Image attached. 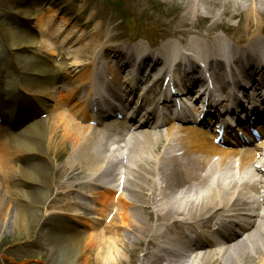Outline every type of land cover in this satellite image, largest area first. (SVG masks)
<instances>
[{
    "label": "bare ground",
    "instance_id": "obj_1",
    "mask_svg": "<svg viewBox=\"0 0 264 264\" xmlns=\"http://www.w3.org/2000/svg\"><path fill=\"white\" fill-rule=\"evenodd\" d=\"M238 0H227L225 1L226 6L229 5L230 8L233 7ZM257 3L259 1L264 0H256ZM255 1V3H256ZM252 3H254L253 0H251ZM193 2H188V5H192ZM207 1L205 0V4ZM138 4H145L144 1L139 0L138 2L134 3L132 6H136ZM187 5V6H188ZM254 6V4H253ZM208 9L210 10L212 6L208 5ZM248 13H251V17H254L257 15L258 11L255 8H251ZM9 10H11L9 8ZM238 10V9H237ZM237 10L234 11L238 12ZM226 13H231L230 11L224 10L222 15ZM233 14V13H231ZM186 17L189 18L188 12L186 13ZM245 17V16H244ZM41 19L38 23V29L40 31L45 32L47 30V21L45 18V15H41ZM177 19V18H176ZM176 19H172L176 22ZM178 24H182L183 22L180 19H177ZM2 23V22H0ZM257 25V22H256ZM10 25H0V32L3 35V41L6 47L11 51L12 58L13 59H21L25 58L27 59L28 56L24 54H18V52H21V49H24L28 47V45L32 46L37 44L38 42L34 39H23L21 35L16 33V30H21L19 27H16L14 29L11 28ZM20 31V32H21ZM98 39H101L98 38ZM43 45L46 48H49V43L47 41L42 40ZM255 47H252L251 51L257 54L254 50ZM221 49V48H220ZM222 50V49H221ZM199 52V51H198ZM168 52H163L162 54L166 55ZM176 56L177 53H174ZM252 57L249 53H246L244 57L238 56L236 63H242L243 61H249ZM264 58L262 59V61ZM223 61L226 62V58L223 57ZM1 63V62H0ZM82 63L80 59H78L76 56L72 58V61L68 63L67 67L64 68L59 67V70L56 68H53L50 64L43 66V68L38 70H33L34 72H37L39 74H51L52 77H56L54 74V70L57 71V74H59L62 77L70 76L71 74H79L80 70L79 65ZM2 66H4L3 63H1ZM253 66V64H251ZM234 66V64H233ZM258 67L256 66V70ZM264 69V68H262ZM32 70H29L28 72H33ZM82 76V75H78ZM47 77H40L41 82H43L44 86L43 88H38V90H32L31 88H28L31 90L32 94L31 96L34 98V101L30 98H28V101L30 102L27 106V109L31 112V114L26 117L25 110L19 112L21 119L18 121H14V123L7 122L9 116L12 115L13 110L9 111L7 109L6 104L13 103L15 101V95L12 94L10 96V100H5L6 90L5 88L1 89L4 93H0V104L3 107L0 117H4L2 120L6 122V133L5 137L8 136L9 138H16L14 140L15 146H17L18 151H20L21 155V161L23 162V165L18 166L16 169H8L9 176L16 180L24 181L25 183H29L27 185H24L22 188L24 190H33L38 189V185H43L42 190L40 192L33 191H22L20 189H15L14 196L17 198H20L24 202H26V207H19L17 206L16 210L14 211L13 219L10 221L9 224H11V227L14 229H20L21 231H28L29 225L31 223H36L37 226L40 227V225L46 229V226H50V222L43 223L41 212H45L44 210V204L46 203L47 197L49 194V189L52 188V185L50 184L49 175L53 171H55V166L53 160L50 158H46L47 161H43L42 156H47V153L51 151V148L53 149L54 153H56V150H58L61 147L66 146H75L73 155H75L76 160L79 161V164H77L81 168H85L87 171L86 173L91 174L96 173L102 169V166L98 167L97 164H101L102 161H106L105 159H109L112 161H120V163H125L128 165L131 159L138 158L140 156L148 155V160H145L144 162L150 161L153 165H159V175L161 176L159 182H161L163 185H165L164 188H162V185H159L156 181L155 183V172L154 168H135L136 176H139V172L147 171L146 178L149 180V183L146 185L148 187L147 193L144 194L141 192L144 188H141L138 183V177L132 181V179L127 180V184L133 188L129 192H132L129 194V196L133 200V204L135 205L136 197L143 198L144 196L147 197V206L152 204L155 208H160L161 210L159 212H167V215H170L175 220H183V217L186 218H197L195 216H201V214L214 213L217 209H221L222 212L226 211H233V208L237 205H241L240 199L243 197V195L250 193V191L253 190V187L251 185L252 181L248 178V173L246 170L245 163L239 162L238 168L234 169L233 164H229V157L224 156L221 158L219 163L215 164L214 166L211 165L210 168L206 169L203 173L199 174L200 167L197 162L190 160V162L184 160L183 155H180L175 149L170 148L168 146H163L164 151L158 153L156 155L155 148H157V143L153 142H145L144 146L141 149H138L134 151V153H130L128 155L123 154V156H117L114 152H116L119 147L114 145L113 143H109V141L106 142H100L96 139V137H99L98 134H93V132L79 124H72V116L69 114H65L64 111H60L59 107L62 106L58 100H56L57 107H54L53 104L49 105L48 102L42 107L43 110L46 109V112L50 114H57L55 120L51 121L50 123L42 121L37 118V115L35 113H38V110H35V104H38L41 107V99H43L42 96H45L47 93H45L44 88L48 87L44 79ZM177 80L178 77H176ZM80 80V79H79ZM87 80V79H85ZM127 90V89H124ZM74 90H68L67 96L68 98L66 101L72 97L74 98L75 92ZM128 91V90H127ZM181 91H184L182 88ZM30 92V91H29ZM44 100V99H43ZM44 102V103H45ZM42 103V104H44ZM73 106H76L75 104ZM10 107V106H9ZM12 117V116H11ZM34 118L35 120H31ZM54 119V118H53ZM28 122H34L29 125H25ZM23 127V131L18 132V128L20 129ZM85 129L87 131H90V138L95 140L98 144L104 145L103 151L98 153L97 156L89 154L88 151L84 148V146H81V143L85 140V135H83ZM189 130L190 137H186V141L189 142L190 146L193 147L192 136L193 131ZM22 134H26L29 137V139L23 140ZM19 135V136H17ZM172 135V134H171ZM96 136V137H95ZM144 136V135H142ZM199 140H201L202 143H207V140L202 136H198ZM182 140V139H181ZM158 141V140H157ZM114 153V154H112ZM189 153V151H188ZM187 153V154H188ZM25 154H29L26 157ZM42 155V156H40ZM71 155V154H70ZM162 155V156H161ZM55 157V155H54ZM6 158V157H5ZM24 158V159H23ZM56 160V157H55ZM241 161V160H240ZM39 162H43L47 165V167H42L45 169L44 171H36L29 169L30 166H34ZM104 163V162H103ZM163 165H166L165 168H163ZM129 166V165H128ZM70 167L73 169L72 164H70ZM199 174V175H198ZM202 175V176H201ZM155 179V180H154ZM146 182V181H144ZM153 183L156 184L155 192L161 191L163 189L169 190V197L166 200L165 194L160 192V194L154 195V200H152L151 190L153 188ZM108 184H103L102 186L105 188L106 192H110L113 190L108 188ZM145 187V188H146ZM5 191L1 192L0 188V206H4V195ZM143 196V197H142ZM163 199V201H161ZM155 201V202H154ZM132 202V201H131ZM157 202H160L159 204H156ZM59 214L64 215V212L61 211ZM58 214V215H59ZM57 215V216H58ZM64 217V216H63ZM65 221L67 220L66 217H64ZM92 223L88 225L89 228H91L94 225V221H99V216H94L93 218H90ZM115 219L120 220V227L127 228V230L131 229L136 231V236L141 233V222L140 219L137 218V215L135 213L127 214V213H121V215H116ZM28 220V221H27ZM115 221V220H114ZM69 225H67V228ZM20 231V232H21ZM76 232V230L74 231ZM106 234V236H104ZM110 234V235H109ZM100 237L98 239H94L93 236H81L73 234L75 238H73V241L76 243L78 250L77 251H71L68 250L66 253V256H63L60 258V261L62 263L67 264H79V260L84 257L85 252H89L91 249L94 251L96 260L98 264H117L118 261H121L123 259L122 255V248L121 246L124 245L127 241V236L123 237L120 236L118 233H112L109 232V230H105V232L97 234ZM164 237L165 241L173 240V235L169 233V231L164 228H159V230H155L152 232L151 237L149 239V242L154 245L157 244L159 241V238ZM193 238H197V235H193ZM129 243V242H128ZM236 244V245H235ZM235 246H230L229 248L224 250V253L221 254L220 252H214L211 254H203V255H196L192 259L190 258H178L181 262H185L187 259L188 264H206L209 257H214L217 254L222 255L221 258L226 261H230L231 258H236L237 263L240 264H246L245 259L240 256V251H246L247 247H250L247 251L249 254V251L252 252L254 255L257 253L256 260L253 261L252 264H264V241L260 240L258 237L250 239L246 237L240 244L235 242ZM88 249V250H87ZM252 250V251H251ZM87 255L84 258L83 264H87Z\"/></svg>",
    "mask_w": 264,
    "mask_h": 264
},
{
    "label": "rangeland",
    "instance_id": "obj_2",
    "mask_svg": "<svg viewBox=\"0 0 264 264\" xmlns=\"http://www.w3.org/2000/svg\"><path fill=\"white\" fill-rule=\"evenodd\" d=\"M207 3H202L201 0L198 3V15L197 16H192L189 18L186 17V14L183 11H179V7L177 6L176 9L175 7H171L172 11L175 12L176 18L180 19L182 22H184V25L181 27V31H178L175 35H172V39L175 40H180L181 42H186L189 38L193 39V38H197V37H204L206 35H212L215 33V31H218V29H214L212 31V33L207 32V30L209 29H213V17L214 16H220V20L225 21L224 25L226 24V26H229L228 29H225L224 31H227L229 33H234L237 31V33L239 32V30H244L247 28H253L256 27V30L259 31L255 36H257L260 31L264 33V2L263 1H259L257 3H252L251 0H238L237 3L230 8L229 5L226 6V4L224 3L227 0H206ZM185 2V1H184ZM254 4V6H253ZM208 5L212 6V8L209 10L208 9ZM249 6L251 8H255L258 13L256 16L251 17V13H248V11L250 9ZM193 9V7L191 8V10ZM238 9V10H237ZM117 10H121L124 12L123 7L121 5H114L111 7V15L113 18V25L114 27L110 28L108 31L111 32V34L114 35V38H112V40H116L118 38H139V37H145V36H149L152 38H155L156 36V31L157 29L160 28L159 24H155L153 22H151L150 20H148L149 15L154 14L155 16L157 15V13L155 12L154 9L149 10V12L147 13H142V12H138V13H132V15L130 16V18L127 19H122L123 15H119V14H115V11ZM224 10L230 11L231 13H226L225 15L223 13ZM237 10L238 12L234 11ZM125 13V12H124ZM191 13V12H190ZM190 15V14H188ZM245 16V17H244ZM157 19L159 21H164V18L162 17V15L158 16ZM203 20L200 21V20ZM144 21V22H143ZM257 22V25H256ZM151 26H153L154 28H152ZM165 30V28H161V30ZM160 30V31H161ZM68 89L69 86H64L62 88H60L58 90V88H53V90H48L49 96L52 98V103L53 101L56 102V100H59L60 103H62V101L65 99L66 93L65 89ZM60 92V96L57 98L56 95L57 90ZM53 92V93H52ZM47 96V97H49ZM56 98V99H55ZM50 117V116H49ZM56 115L54 116L55 120ZM51 119V117H50ZM51 121V120H50ZM49 121V122H50ZM160 146H158L157 151H155L156 155L158 154L157 152L160 151ZM9 148L11 149L10 151V160H6L5 158H3L2 156V152L3 150L0 147V188H1V192L5 191V195H4V206H0V237L3 239V243L5 246L11 245V247L8 248V250L6 251L7 254H14L15 249H16V245L19 243L20 240H23L24 238H26L27 236H29V233L31 231H33L35 225H33L31 222L28 228V231H21L20 229H14L11 227L10 221L13 219L14 216V211L16 210L18 203H14L11 202V196L14 197V188L13 186L10 184V182L7 181V172L8 169L13 168L16 169L19 166L18 163V158L17 156L15 158L12 157V153L16 150L17 154H18V149L15 148L13 146V144L9 143ZM76 147L75 146H64L59 148L58 150H56V153H54L53 149L51 148V151L49 152L50 154V158H55L56 157V161L57 167H61L62 164H69L71 163L73 165V167L76 168H80L77 164H79V161L76 160L75 155H72L74 152V149ZM72 156H71V155ZM55 155V157H54ZM71 156V157H70ZM60 157V158H59ZM59 158V159H58ZM58 159V160H57ZM148 155L142 156L138 159H135L134 161H132L130 163V165L134 168H140V167H144V168H152L153 164L150 161L144 162L145 160H148ZM5 162V164H3ZM105 165H109V163H105ZM98 167H100V164H97ZM63 173H69L68 171L70 170L69 168H63ZM116 170H111V174L115 175L116 174ZM139 185L141 186V188L143 187L145 189V186L148 182H146L145 184H143L144 180L146 179V174L147 171H140L139 172ZM74 174L76 176H74L72 179H79V177H81V174H85V170L83 169H77L75 170ZM131 175H134L133 171H131V173H129V176L131 177ZM82 178V177H81ZM69 180V181H70ZM134 180V178L132 179ZM71 182H66V184H70ZM73 185V184H72ZM71 185H68V188L70 189ZM87 188V187H85ZM88 189V188H87ZM142 190L141 192L145 193V190ZM169 193V192H168ZM167 193V194H168ZM96 195V194H95ZM101 196V197H100ZM143 197V196H142ZM145 199V200H144ZM95 200L96 202H99L100 204H102L104 206V204H109L110 202L113 201V198H108L105 197L103 194H97L95 196ZM146 201V197L145 198H140V197H136V204L144 206L146 204H144ZM50 206H48L47 208H49V210H54L57 207H59L60 205L63 204L62 200H59V197H55L53 198L50 202ZM111 206V205H110ZM141 211L139 212V215L137 213V216L140 219L145 221L144 215L147 212H144L143 209H140ZM93 213H97V214H101V209H99V206L96 207L95 209H93V211H90ZM89 212V213H90ZM119 215H121V213H119ZM84 216H87V213H84ZM113 225L114 227L112 228V233H118L119 234V238L120 236H127V242L124 243L123 246H121L122 248V253H125L124 251H127V249H129L132 244L134 243L133 241H135V239L137 238L134 231L131 229L127 230V228H123L120 227L121 223L120 220L115 219V217L113 218ZM28 221V220H27ZM9 222V223H8ZM143 224V221H142ZM122 226V225H121ZM21 231V232H20ZM80 231L83 233L82 236H94V239H98L100 236H98L97 234L94 235H88V234H93L91 232L86 231L85 229H80ZM104 236H106V234H104ZM75 238V237H73ZM73 238L71 236L68 235H62V237H60V239L58 240V242L56 243L55 249L57 250L55 253H60L62 250L64 251V253L66 254L68 250L73 251H77L78 247L76 245V243L73 241ZM129 242V243H128ZM133 242V243H131ZM251 249L250 247H247L246 251H240V255L242 257H244L246 264H252L254 258H256V255L251 254V253H247V251ZM88 250V249H87ZM252 251V250H251ZM20 254H23V251H19ZM43 253L44 255H48L49 257L51 255H49V253L45 250H40L38 254ZM54 253V254H55ZM87 255V264H98L97 260H96V256L94 251L91 249L89 252H85L84 257H82L79 261V264H83L84 258ZM256 256V257H255ZM207 264H238L236 261V258H231L230 261H226V259L224 260L223 258H221L220 255L215 256L214 259H211L207 262Z\"/></svg>",
    "mask_w": 264,
    "mask_h": 264
}]
</instances>
